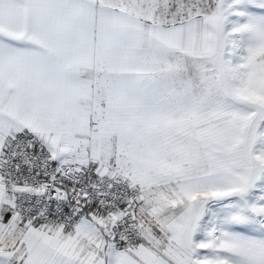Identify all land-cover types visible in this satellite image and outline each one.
Masks as SVG:
<instances>
[{
	"label": "snow or ice",
	"instance_id": "snow-or-ice-1",
	"mask_svg": "<svg viewBox=\"0 0 264 264\" xmlns=\"http://www.w3.org/2000/svg\"><path fill=\"white\" fill-rule=\"evenodd\" d=\"M0 264H264V0H0Z\"/></svg>",
	"mask_w": 264,
	"mask_h": 264
}]
</instances>
